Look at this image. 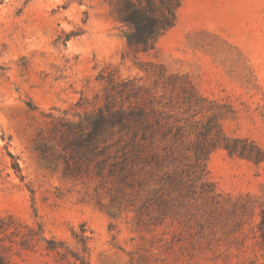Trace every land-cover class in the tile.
<instances>
[{
    "label": "rangeland",
    "instance_id": "1",
    "mask_svg": "<svg viewBox=\"0 0 264 264\" xmlns=\"http://www.w3.org/2000/svg\"><path fill=\"white\" fill-rule=\"evenodd\" d=\"M116 2L0 0V215L37 232L8 252L11 264H81L76 254L86 264H264V159L218 145L200 172L190 144L176 164L184 192H171L162 212L159 185L136 191L93 172L65 174L37 149L50 113L77 120L104 103L115 78L172 99L188 142L196 123L210 125V136L264 158V0H181L149 52L127 45ZM93 20L102 33L90 31ZM190 84L201 99H188ZM42 236L63 242L60 254Z\"/></svg>",
    "mask_w": 264,
    "mask_h": 264
},
{
    "label": "trees",
    "instance_id": "2",
    "mask_svg": "<svg viewBox=\"0 0 264 264\" xmlns=\"http://www.w3.org/2000/svg\"><path fill=\"white\" fill-rule=\"evenodd\" d=\"M180 6L181 0H117L113 13L124 28L129 48L135 52H149L176 24ZM185 92H188V99L200 98L191 84ZM103 101L102 105L78 115L77 120L50 113V134L37 149L48 160H61L65 174L75 176L93 172L102 178H110L118 186L136 191L159 185L158 211L169 208L171 192H184V178L176 164L190 144L195 166L200 172L206 169L209 155L218 145L230 153L264 159L259 148L260 152L254 157L253 150L246 144L240 146L239 139H231L220 131L210 136V125L196 123L197 140L188 142L191 136L186 125L181 124V118L172 113L175 107L172 99L167 100L165 93L159 97L156 91L144 88L135 79L118 81L110 78ZM202 178V173L196 175L197 180ZM150 191L158 193L156 187H151ZM24 228L14 217L0 215V264H11L8 252L15 246L29 247L37 232L32 228L26 233ZM259 228L264 238V210ZM41 233L43 229L39 225L38 235ZM41 238L46 241L49 251L60 254L63 242L45 236ZM84 239L81 236L82 243ZM74 256L81 264L87 263L83 255Z\"/></svg>",
    "mask_w": 264,
    "mask_h": 264
},
{
    "label": "clouds",
    "instance_id": "3",
    "mask_svg": "<svg viewBox=\"0 0 264 264\" xmlns=\"http://www.w3.org/2000/svg\"><path fill=\"white\" fill-rule=\"evenodd\" d=\"M104 25L102 22H99V21H91V28H90V31L94 34H99V33H102L104 31ZM82 51H86L87 49H81ZM100 53L98 52V58H100ZM105 57L107 56V53L105 52L103 54ZM121 75L125 78H127V73L121 69Z\"/></svg>",
    "mask_w": 264,
    "mask_h": 264
}]
</instances>
